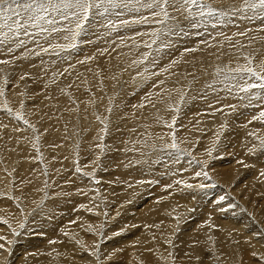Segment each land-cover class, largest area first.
Segmentation results:
<instances>
[{
    "label": "bare ground",
    "instance_id": "obj_1",
    "mask_svg": "<svg viewBox=\"0 0 264 264\" xmlns=\"http://www.w3.org/2000/svg\"><path fill=\"white\" fill-rule=\"evenodd\" d=\"M209 5L213 7L214 3ZM250 11L247 9L238 10L237 13L241 20L234 19V17L229 19L228 13L224 14L222 10L218 14V18L205 14L203 17L193 16L188 21L181 20V23L173 28V32L168 34L167 39L171 46L162 49L156 55L158 64L163 63L162 68L158 64L153 66L151 63L132 65V60L137 59L142 52L148 51L143 47V43L151 41L145 40L146 35L137 36L136 33H149L158 28V25L155 24H151V26L150 24H139L135 25L136 28L134 26V29L120 28L111 33V31L101 29L94 20L95 16H93L84 32L86 36L83 37L81 34L75 41V48L62 51L59 55L51 50L40 55H35V53L40 50L41 46L47 47L50 42L71 43V41L63 40L64 33L53 35L50 38L48 34L41 33L39 27L33 25L30 26H33L34 31H28L29 36L18 35V39L23 40L24 43L17 46V49L7 45L3 47L4 44L0 43V59L20 58L17 59L19 60L17 63L9 60V64L0 65V89L4 90L3 95H0V197H5V199L0 200V224H2L0 235L14 242L9 246L10 252L0 251V264H103V257H105L103 255L108 253L104 242H100L102 245L99 249V260L97 256L90 253L96 247L97 237L100 241L104 239V234L102 237L101 235L98 236V229L100 221L102 224L105 221V225L108 221L105 213L110 212L111 208L109 209L108 203L113 198L111 197L112 199L106 203L105 197L102 198L99 194V184L97 186L78 175L88 171L91 173L90 165H93L95 159L100 157L101 152L113 155L114 162L111 164H116V173L120 176V181L116 182V187L122 191L117 197L114 207H116V203H119L118 201L122 202V209L129 208L135 202H126L130 199V189L134 186L132 185L130 188L124 184V182L132 181L134 178L139 179L138 177H140L139 181H143L144 184V181L156 180V177L161 175L167 182L162 180L164 184L172 185L171 188L167 189L163 187L159 193L160 196L156 195L157 199H152L153 201L144 205L142 209L143 214L147 215L149 219L151 213L159 208L156 216L161 219L160 223L155 224L154 220L151 222L149 220L150 225L155 224L154 230L150 228L155 237L148 239L143 243V246H133L134 240L130 241V244L128 242L123 244L124 253H117L121 259L136 258L137 262L134 264H264V259H261L264 257V176L260 174L264 171V151L259 148L254 153L248 151L253 145H258L257 137L264 138V120L252 119L253 116H259L260 111L264 110V99H262L261 90L256 89L250 90L249 94H230L224 87L225 76L217 77L214 74L217 66H223V63H226V67L231 66L229 61L220 62L225 55L230 53V50H233L231 53L238 52L239 55L245 54L247 56L251 53L248 50L250 46H255L254 48L257 50H264V44L259 42V39L264 35V30L263 32L261 30H249L248 23V26L241 24L242 18L246 13L251 14ZM124 18H129L128 13L124 15ZM193 23L196 25L195 27L192 26ZM251 24L253 25V23ZM56 26L66 27L67 22L58 20ZM43 27H48V25L44 24ZM257 28L259 29V25ZM260 28L263 27L260 26ZM97 32L98 36L102 38L100 37L99 44L96 43V50L98 49L99 53L97 52L95 55L93 52H89V47L93 45L94 41L92 40L95 39ZM235 32L237 33L235 34ZM238 32L245 33L244 41L243 39H236ZM225 33L229 34L228 37L225 35L227 38H223ZM107 39L110 42L104 43ZM226 39H231V41L228 42ZM133 41L141 46L139 48L133 47ZM9 47L13 49L12 52L8 51ZM93 47L95 49V46ZM184 47L197 50L186 52L183 50ZM104 49L108 51L101 55L100 53ZM94 56H97L98 61L94 60ZM259 56L258 51H256L254 57H257V60L255 63L264 70V61H259L262 60V56ZM88 57L93 59H86ZM108 58L113 59L114 62L112 63ZM231 58L234 59V56ZM173 60L177 63L168 68V71H159V69L167 67ZM245 61L244 57H238L234 59V64L246 65L247 62L245 64ZM110 63L114 64L112 68ZM198 64L202 65L201 68L203 66L205 68L195 72L196 75L193 73V76L180 82V78L182 80L185 76V69ZM15 68L17 70L14 78L13 70ZM206 70H209L207 73L210 74L207 77L210 78L207 83L203 82L206 80L200 74L201 71L204 75L207 74L204 73ZM137 71L143 73V76L137 77V75L132 74L134 72L137 74ZM24 72L28 75L25 80L33 79L34 84L35 82L36 84L37 82L43 84L42 88L40 87V90H43L41 91L43 95L35 98L37 102L39 101L35 107L29 105L30 98L24 100V105L21 107L20 102L23 93L18 94V89L27 84L26 87L30 90L33 84L18 79L17 74L20 75ZM61 72L63 75H55L56 84H53L54 74ZM152 72L159 74L151 75ZM78 76H83L86 79L85 87L88 88L89 93L82 89V85L77 82ZM196 77L198 79H195L196 81H193L186 90L187 80ZM84 78L78 79L84 80ZM132 79H134L135 85L132 84ZM98 81L102 86L105 84L110 89L114 99L112 105V97L106 94L101 96L103 91L98 88ZM161 81L163 83H160ZM114 82L116 86H114ZM226 82H231L230 76ZM116 88H123L121 95L117 96L114 92ZM31 89L33 90V87ZM31 92H36V90ZM131 92H135L136 95L130 97L131 104L124 105L122 103L124 98L121 96ZM145 92L149 94H146L144 99L136 98ZM242 95H247L248 98L241 100L240 96ZM181 96L183 100L180 105ZM133 99L136 101L133 102ZM54 104L57 106L55 107ZM109 104L111 111L108 114L111 115L109 117L111 121L102 127L104 121L101 123V120L103 114L106 115ZM131 105L134 106L133 109L130 108ZM199 105L201 107L203 105L204 109L208 108L209 113L205 114L206 111H202L201 107L198 109L197 106ZM222 105H235V109L225 107L222 111H215L216 108L221 109ZM44 107H50L52 112L50 114L43 112ZM7 109H11V112ZM34 109L39 110L37 119L40 120L35 124V131L25 125L23 120L16 119V113L20 112L23 118L31 123L33 120L31 112ZM60 112L62 115L56 117L59 119V125H56L58 133H54L51 138L39 137L37 139L38 131L42 127L48 128L49 121ZM95 113H97L96 116ZM89 116L90 121L87 124L84 119ZM97 116L101 117V120H97ZM173 117L176 118L175 121H173ZM239 117L240 120H237ZM235 118L237 122L247 121V124L242 123L244 126L239 127L240 124L235 123ZM66 124H69L67 128H65ZM81 124L88 125L86 130L91 139L89 144L92 145L79 153L76 146L71 142L81 130L67 129L71 125L78 127L82 126ZM168 125L173 126L170 128ZM165 126L169 130H165ZM116 130H128L127 140L126 138L120 139L119 135L116 136L118 134ZM217 130L218 132L224 131V135L221 137L227 139L229 144L225 150L226 153H229L225 157L219 155L214 158V168L211 170L215 183L212 187L214 195L208 198L206 194H202L205 192L199 188L197 190L194 188L185 189L183 185L175 183L176 180H184L191 184L194 181L195 184L199 185L208 182V180L203 176L196 177L194 175L195 171H201V168L195 164L192 157V159L183 157L171 148L168 150L165 145L170 144L173 135H175L178 145L180 144L187 150L197 147L200 152L207 156V148L202 149L197 145H209V142L206 141L210 137L204 135V132L212 134ZM250 133H255V136L249 135ZM47 136L50 135L47 134ZM200 136L202 139L204 137L205 141H199ZM100 137H103L101 141H99ZM86 140L83 141L84 144H86ZM104 140L106 143L113 144L110 147H107V144L103 148ZM48 143H51V146L56 143L53 145L54 150L50 151L52 153L49 157L59 156L60 164L64 166L61 171L65 176L61 177L60 180L67 179L72 173L75 174L77 167L81 169V173L76 174V178L81 182V190L84 192L78 196L77 194H69L70 201L74 206L67 210L66 204L63 206L64 208L59 205L56 209L55 204H52L53 201L49 202L51 201L49 199L46 205H51L50 207H36L42 195V183L44 182L40 164L46 159H42V156L47 155ZM33 144L36 145L35 148ZM98 144L102 147L98 148ZM44 146H47V150H42ZM217 148L218 146L213 147L214 152ZM86 149H89V152ZM95 155L98 157L95 158ZM238 161H243V165H248L242 168ZM223 164H228L226 174L224 170L219 169V166ZM65 168L68 171H65ZM106 171L108 172L104 165L98 172L96 171V174H92L95 177H98L99 174L103 176L101 173ZM113 176L117 175L114 174ZM168 176H170V180ZM135 181L137 180L135 179ZM19 184L24 186L23 189L20 188L21 194L18 191ZM147 184L145 183L144 186L141 184L144 190ZM164 184L160 185L163 186ZM59 188L64 190L63 184L60 183ZM53 189L52 193L57 196L58 192L55 191L57 188L54 187ZM153 189L151 191L154 194L157 189ZM145 192L147 193V191ZM10 193L12 196L9 197ZM221 196H224L225 199L220 200ZM172 197L174 198L160 204L161 199ZM107 198L109 196H106ZM182 198L188 201H183ZM179 199L186 205L185 208L181 209L182 206L177 208ZM175 201L176 204H174ZM148 204L150 205L148 206ZM81 205L84 207H80ZM44 207H47L46 212H49L50 215H46L40 220L37 217L45 215L46 209ZM71 208L75 210L74 218L77 219L73 229L69 224L62 222V217L69 213ZM89 208L92 211H88ZM162 208L165 209L161 213ZM84 209L87 210L86 215L81 216ZM191 209L193 210L191 211ZM63 210H66L64 215L61 213ZM111 211L113 213L115 210L111 209ZM178 211L187 220H190V217L200 219V226H193L194 228L189 230L188 228L195 224H187V221L181 218L183 227L180 226L181 228L176 231L174 214ZM124 215L126 216L125 219L119 216L120 220H117L122 227L133 224L135 220L140 222L139 217L128 219L129 215L127 213ZM163 217L166 219L164 220ZM126 219L129 221L127 222ZM34 220L36 221L35 224L30 225V221ZM21 222L26 228L19 227ZM89 225L92 226L91 230H89ZM34 229L37 232L39 230L44 235L48 233L50 237L48 239L46 235L42 238L41 233L35 237L30 236L29 238L28 236L29 245L26 249L22 235L23 233H32ZM142 229L138 239L146 240V232L143 227ZM19 231L20 234L15 238L14 232ZM85 231L90 232L89 238H94L93 244L83 240L85 237H82V232ZM36 237L47 240V243L35 244ZM18 238L17 245L19 248H16L15 244ZM168 240L171 243H166ZM50 241L54 242L50 243ZM109 250L111 251V248ZM253 252H256L257 255L253 256ZM16 253L20 256L17 257Z\"/></svg>",
    "mask_w": 264,
    "mask_h": 264
},
{
    "label": "rangeland",
    "instance_id": "obj_2",
    "mask_svg": "<svg viewBox=\"0 0 264 264\" xmlns=\"http://www.w3.org/2000/svg\"><path fill=\"white\" fill-rule=\"evenodd\" d=\"M234 1V2H233ZM204 2H206L207 4H213L214 3V5H213V7L215 8V9H218V11H217V13L216 14H213V16L216 18H218L219 17V13H220V11L222 10V13H224V14H227L228 15V17H229V19H233V17H234V19H237V20H241L240 19V17H239V15H238V11H235V12H233L232 11V8L233 7H235L236 6V8L238 9L239 8V5L241 4V2H242V0H240V1H236V0H204ZM237 2V3H236ZM240 2V3H239ZM235 5V6H234ZM193 10H195V9H193ZM250 13L251 14H249V13H246L245 14V18L243 17L242 18V23L241 24H246L247 26H248V24H249V27H250V29L249 30H255V31H258V30H261L262 32H263V30H264V16H258L257 15V13H256V11L255 10H251L250 11ZM125 14H127L126 12L124 13V15ZM212 16V15H211ZM113 19H115V17H112ZM18 19H21V20H23V16L22 17H18ZM96 16H95V21H96ZM248 19V20H247ZM244 20H245V22H244ZM251 20V21H250ZM262 21V22H261ZM248 23V24H247ZM251 23H253V25L251 24ZM257 25H259V29L257 28ZM135 25H131V26H129V27H127L126 29H134V28H136V26L134 27ZM150 26H151V24H150ZM252 26V27H251ZM260 26L261 27H263V28H260ZM132 27V28H131ZM134 27V28H133ZM158 27H159V25H158ZM152 28H153V26H152ZM248 29V28H247ZM0 30H2L3 32H5V33H7V37L8 38H6V39H2V38H5V37H0V39H2V41H3V44H4V46L3 47H6L5 45H7V46H11L12 48H16L17 49V43H15V42H18V41H20V39H18V35H12L11 33H8V29L7 28H0ZM27 30L28 31H31V32H33L34 31V28H33V26H27ZM97 31V30H96ZM95 31V32H96ZM153 31V30H152ZM111 33H112V31H111ZM139 33H142V32H139ZM237 32H235V34H236ZM239 33V32H238ZM241 33V32H240ZM245 34V33H244ZM19 35H23L22 34V32H21V34H19ZM228 37V35L229 34H227V33H225L224 34V36H223V38L225 37V38H227L226 36ZM82 36L83 37H85L86 36V33H82ZM132 36V35H131ZM238 36H240V37H238ZM246 36V35H245ZM245 36L243 35V36H241V35H238L237 34V38L236 39H243V41H244V39H245ZM256 36H258V35H256ZM83 37H81V38H83ZM100 37L101 36H98V32H97V34H96V36H95V39L94 40H92V41H94V43H93V45L92 46H90L89 47V52H93L95 55H96V53L98 52L99 53V50L97 49L96 50V46H97V44H99V39H100ZM146 38H145V40H147V39H149V40H151L152 38L151 37H149L148 35H146L145 36ZM102 38V37H101ZM262 39V40H261ZM261 39H259L258 41L259 42H262V43H260V44H264V35H263V37L261 38ZM84 40V39H83ZM226 40H228V42L229 41H231V39H226ZM234 41H237V40H234ZM98 42V43H97ZM103 42V41H102ZM110 41L107 39V40H105V42L104 43H109ZM227 42V43H228ZM97 43V44H96ZM142 44V43H141ZM93 46H95V49H94V47ZM255 47V46H254ZM253 46H250L249 47V49L248 50H250V54H248V56L247 55H245V54H243V55H239V53L238 52H232L231 53V51H233V50H230V53H228L227 55H225L224 56V58H222L223 60L222 61H220V62H225V61H229V64L231 63V66H229V67H226L225 65H226V63H223L224 65L223 66H217V67H220V68H235L237 65L236 64H234V59L235 58H238V57H245V56H247V57H249L250 58V60H251V64L249 65L248 63L246 64V62L247 61H245V64L247 65V66H251L255 71H257V72H260V71H262L263 69L262 68H259L260 66L259 65H257L255 62H256V60H257V57H254V56H256V51H258V56L259 55H261V56H259V57H261L262 58V60H259V61H264V50H257L256 48H254ZM185 48L186 47H184L183 48V50H185ZM91 49V50H90ZM93 49V50H92ZM255 51V52H254ZM255 53V54H254ZM260 53V54H259ZM92 54V53H91ZM228 56V57H227ZM234 56V59H232L231 57H233ZM80 57H81V55H80ZM138 58H140V56H138L137 57V59ZM227 58V59H226ZM254 58V59H253ZM17 59H20V58H9V60H11V61H13V62H15V63H17L19 60H17ZM109 60H111L112 61V63L114 62V60L113 59H111V58H108ZM107 59V60H108ZM94 60H96V61H98L97 60V56H94ZM108 60V61H109ZM225 60V61H224ZM112 63H110L109 65H110V67L112 68L113 67V65L114 64H112ZM216 64V63H215ZM14 65V64H13ZM159 66H160V68H162V66H163V63H159L158 64ZM11 66V65H10ZM201 64H198V65H195V66H193L192 68H186L185 70H186V73H185V76H183L184 78L181 80V78H180V82H183L184 80H186L187 78H189L190 76H193V73H194V75H196L197 73H195V72H198L199 70H203L205 67L203 66L202 68H201ZM225 66V67H224ZM234 66V67H233ZM255 66V67H254ZM259 66V67H258ZM166 67V66H165ZM164 67V68H165ZM259 68V69H258ZM157 69H159V68H157ZM17 70V68H15L14 70H13V72H14V74H13V76H14V78H15V75H16V71ZM161 69H159V71H160ZM184 70V71H185ZM158 71V70H157ZM209 70H206L204 73H207ZM192 72V73H191ZM203 71H201L200 72V74L202 75L201 77H203L206 81H204L203 80V82H205V83H207L208 81H209V79L210 78H207L210 74H203L202 73ZM62 73V72H61ZM133 75L135 74V76L137 75L136 74V72H134V73H132ZM214 74L217 76V77H222V76H225V75H227V74H223V75H217L215 72H214ZM22 75H26L27 77H28V75L24 72V73H22V74H17V77H19L18 79H20V77L22 76ZM128 75H129V73H128ZM207 75V76H206ZM137 77H139V76H137ZM199 77V76H198ZM198 77H196V78H190V79H188L187 80V84H185V85H187V88H186V90H188V88H189V86L191 85V83L194 81H196L197 79H198ZM206 77V78H205ZM31 78V77H30ZM78 78H84L83 76H78L77 77V82L80 84V85H82V89H85L86 91H87V93H89L90 91H88L87 89V87H85V85H86V79L84 78V80H81V79H78ZM186 78V79H185ZM254 79L253 77H248L247 76V79ZM196 79V80H195ZM25 83H28V84H32L33 83V79L32 80H23ZM17 83V82H16ZM148 83H149V81H148ZM34 84V83H33ZM31 85V87H30V90L26 87L27 86V84L26 85H24V86H21V89H18V94H22L21 96H23V97H21V100L23 99V101L25 100H29V98H30V102H29V105H31V106H33V107H35L36 105H38L39 104V101L37 102V100L35 99L37 96H41V95H43V92H41V91H43V90H40L41 88H42V86H43V84L42 83H40V84H38V82H37V84H36V82H35V84L34 85ZM42 84V85H41ZM53 84H56V81L55 82H53ZM132 84H134L135 85V82H134V79H132ZM66 85V84H65ZM184 85V84H183ZM37 86V88H39V89H37V88H35ZM97 86H98V88L99 89H102V91H103V94H101V96H104V94H106V95H108V96H110V97H112V102H111V105H112V103L114 102V99H113V96H112V93H111V91H110V89H108L107 88V86L105 85V84H103V86H102V84H100V81H98L97 82ZM114 86H116V83L114 82ZM23 87V88H22ZM33 87V90L35 91L36 90V92H31V91H33L31 88ZM41 87V88H40ZM20 88V87H19ZM23 89V90H22ZM24 89H25V91H27V92H25L24 91ZM185 89V88H184ZM22 92H21V91ZM138 91V90H137ZM21 92V93H20ZM31 92V93H30ZM114 92H116V94H117V96H119V95H121L122 94V92H123V88H116V91L114 90ZM139 92V91H138ZM138 92H136V93H138ZM141 92V91H140ZM30 93V94H29ZM26 94H28V95H26ZM143 94V95H142ZM142 94H140V95H138L136 98H141V99H144L145 97V95L146 94H149L148 92H145V93H142ZM35 95V96H34ZM134 95H136L135 94V92H131L130 94H125V95H122L121 97L122 98H124V101H122V103L124 104V105H128V104H131V102H132V100H130V97L132 98ZM31 96V97H30ZM116 96V97H117ZM28 97V99H26ZM134 97V99H136ZM182 97V96H181ZM181 97H180V105L182 104L181 102H182V100L183 99H181ZM147 98H149V96H147ZM33 99V100H32ZM133 99V102H135L136 100H134ZM36 100V101H35ZM178 103V104H179ZM55 105V107L57 106V104H54ZM110 104H109V109H110V106H111ZM133 105H131L130 106V108H132L133 109ZM199 107H201V105H199V106H197V108L199 109ZM45 109H43V112H46V113H49L50 114V112H52V110H50V107H44ZM225 107H224V105H222V107H221V109L223 110ZM39 109V108H38ZM36 110V109H34L32 112H31V114L33 115V120H32V122L30 123L31 125H34L35 126V124L37 123V122H39L40 120H38L37 119V112H39V110ZM109 109L107 110L106 109V115L105 114H103V121H104V123H103V126L102 127H104L105 125H106V123L107 122H109V121H111L110 119H109V117L111 116L110 114H108V112H109ZM197 109V110H198ZM200 109H202V111H206L205 112V114H208L209 113V109L207 108V109H204L203 108V105H202V107L200 108ZM217 109V108H216ZM201 111V110H200ZM199 111V112H200ZM125 113H127V112H125ZM96 114L97 113H95V116H96ZM243 114H245V113H243ZM60 115H62L61 114V112L59 113V114H55V117L53 118V119H51V121H49V123H48V128H44V127H42V129L41 130H39L38 131V133H37V135H36V137H49V138H51V136L54 134V133H58V129L56 128V125L58 126L59 124H58V121H59V119H57L56 117L57 116H60ZM216 115V114H215ZM211 116H213V115H211ZM237 118V117H236ZM236 118H235V120H236ZM237 120H240V117L237 119ZM237 120H236V122L235 123H237L238 125L240 124V126L239 127H243L244 125H242V123L243 124H247V121L246 122H237ZM89 121H90V116L89 117H87V118H85L84 119V122H86L87 124H89ZM162 122V121H161ZM163 123V122H162ZM68 125L69 124H66L65 125V128H67L68 127ZM82 125V124H81ZM242 125V126H241ZM88 125H82V126H78V127H76L75 125H71V127L70 128H68L67 130H81L79 133H78V136L74 139V140H72V144H74L75 146H76V148H77V152H81V151H83L86 147H90L92 144H89V142L91 141V139L88 137V131L86 130V127H87ZM166 127V126H165ZM240 130H241V128H239ZM165 130H169L167 127L165 128ZM43 132V134H42V132ZM116 132H118V134L116 135V136H118L119 135V138L120 139H124V138H126V140H127V133H128V130H116ZM224 131H220V132H218V130L216 131V132H214V133H212V134H209L208 132H204V135H207V136H209L210 137V139L208 140V141H206V142H209V145H206V146H204V145H197V146H200L202 149H206L207 148V153H208V149L210 148V149H212V155L211 156H209L208 154H207V156L206 155H204L202 152H200V150H199V148H197V147H195V148H192L191 150H187L186 148H183L180 144L178 145L179 146V149L180 150H182V151H177V150H175V149H173V150H175V152H177V154H179V155H181V156H183V157H187V158H189V159H192L193 161H199L200 163H196L195 162V164L196 165H198V167L199 168H201V170H204V171H207L208 172V182H204V183H200V184H205V185H208L207 187H205V188H203V189H200L199 188V190H203V192H205V193H202V194H206V197H208V198H211L213 195H214V193H213V186H214V179H213V177H212V173H211V170L214 168V158L215 157H217V156H219V155H221V156H226V154H228V153H226V150H225V148H226V146H228V141H227V139H223L221 136L222 135H224V133H223ZM34 134V133H33ZM47 134L48 135H50V136H47ZM40 135V136H39ZM217 136L219 137L218 139H217ZM85 139H87L86 141V144H84L83 143V141H85ZM102 139H100L99 141H101ZM199 141H205L204 140V137H203V139L201 138V136H200V140ZM171 142H172V140H171ZM170 142V143H171ZM100 143V142H99ZM49 144V145H48ZM47 144V146H48V152H47V155L46 156H42V159H44V158H46L45 159V161L43 162H41V164H40V169H41V171H42V173H43V177H44V182L42 183V188H43V191H42V195H41V198H40V200L39 201H41L42 199H43V201H44V203H43V205L42 206H48V207H50L51 205H46L47 203V200L49 199V200H51V201H49V202H52V204L56 207V209H58V207H59V205L61 206V207H63L65 204H66V210L67 209H69V207H73L74 205H73V203H71V201H70V197H69V194H71V195H74V194H77V196H78V194H80V193H83L84 192V190L82 191L81 189V182L80 181H78V179L76 178V174H78V173H75V174H73L72 172H70V173H72L67 179H65L64 180V178H63V180H60L61 179V177H64L65 175H63L64 173L61 171V169H63L64 168V166L62 165V164H60V162H61V159H59V156H55L54 158H50L49 156H50V154L52 153V152H50V151H52V150H54V148H53V145L55 144L56 145V143H54V144H52V146H51V143H48ZM107 144H108V146H107ZM113 143H106V141L104 140L103 141V143H102V146H103V148H104V146H107V147H110L111 145H112ZM47 146H44L43 148H42V150L43 149H46V147ZM214 146H218V148H217V150L214 152V149H213V147ZM60 147V146H59ZM113 147H115V146H113ZM230 147H232L231 145H230ZM53 148V149H52ZM117 149V148H116ZM47 150V149H46ZM46 150H44V151H46ZM163 150V149H162ZM168 150H170V147H168ZM86 151L87 152H89V149H86ZM96 151H99V150H96ZM174 152V153H175ZM53 153H57V152H53ZM114 153H116V152H114ZM112 155V154H111ZM111 155H107V153H102L101 152V155H100V157L98 158V159H95L96 161H95V163L93 164V165H90V168H89V170L91 171V173H97L98 172V170L100 169V168H102L104 165L106 166V169L108 170V172L106 171V172H103V173H101V175H103V176H100V174H99V176L98 177H95L93 174H92V176H84L83 175V173H81V174H78L79 176H81L82 178H84V179H87V180H89L91 183H93V184H95V185H97L98 186V184H99V188H98V190H99V194H100V196L103 198V197H105V201H106V203H108L107 201L109 200H111L112 198H113V200H111L110 201V203H108V206H109V209L111 208V209H114L115 211L112 213V211H111V209H110V212L109 213H106L107 215H105V217H108V221H106V225H105V221H104V223L102 224L101 223V221H100V225H99V229H98V236L99 235H101V237H102V235L104 234V239H102L101 241L98 239V237H97V240H96V247H99V249H100V246L102 245V244H100V242H104L103 244H104V246H106L107 247V250H108V253L109 252H112L114 249H116V248H124V247H122V245L123 244H125V243H127L128 242V244H130L129 242L130 241H132V240H134L133 241V245H135V246H137V245H141V246H143V243L144 242H146L148 239H153L155 236H154V234L151 232V230H150V228L152 229V230H154L153 229V227H154V225L155 224H157V223H160V221H161V219L159 218V217H157L156 216V214L158 213V211H159V208H156V210L153 212V213H151L152 215H151V217L148 219L147 218V215H144L143 214V212H142V209H143V206L144 205H146L147 203H150V202H152L153 200H155V198L157 199V197H155L156 195H159L160 196V191L162 190V188L163 187H165V185L166 184H164V182H166V181H164V176H162L161 177V175H159L158 177H156L155 179L156 180H149V181H144V184L146 183H149V184H147L146 185V188H145V190H144V184L143 183H138L137 181H139L140 180V177H138L139 179H137V178H134V179H132V181H129V182H124V184L126 185V186H128L129 187V185H133L134 187H130L131 189H130V201L129 200H126V202H130V203H132V202H134L133 204H131L130 206H129V208H123L122 209V202L121 201H118L119 203L117 204L116 203V207H114V205H115V202H117L116 201V199H117V197L120 195V192L122 191V190H120L118 187H116V182H118V181H120V176H119V174L118 173H116V164H111L112 162H114V159L112 158L113 157V155L111 156ZM98 157V155H95V158H97ZM192 157V158H191ZM38 158L40 159V156L38 155ZM22 159V158H21ZM110 160H112V161H110ZM18 161V160H17ZM40 161V160H39ZM204 161H208V163L207 164H204L203 162ZM110 163V165H108ZM55 165V166H54ZM228 164H223V165H220L219 167V169H221V170H224V172H225V174L227 173V170H228V166H227ZM240 165H241V167L242 168H245V166L246 165H248V164H246V165H243L242 163H240ZM56 168V169H55ZM114 169V170H113ZM65 171H68V169H66L65 168ZM97 171V172H96ZM89 172V171H88ZM45 173H47V174H45ZM111 173V174H110ZM115 174V175H117V176H113V175ZM159 177H161V178H159ZM169 177V180H170V176H168ZM102 178V179H101ZM105 178V179H104ZM108 178V179H107ZM118 178H119V180H118ZM107 179V180H106ZM135 179L137 180V181H135ZM158 179H160V180H158ZM101 180H103V181H101ZM164 182H163V181ZM169 180H168V182H169ZM95 181H99L98 183H96ZM105 181V182H104ZM162 181V182H161ZM47 182V184L50 186V187H48L47 189H45L44 188V185H45V183ZM104 182V183H103ZM63 184V187H64V190L63 189H61V188H59V184ZM167 183V182H166ZM143 186H142V185ZM162 184H164L163 186H161ZM192 184L193 185H197V183L195 184L194 183V181L192 182ZM103 185V186H102ZM140 185V186H139ZM150 185V186H149ZM106 186V187H105ZM107 186H108V188H107ZM148 186V187H147ZM18 187H19V189H18V191L20 192V194H21V191H20V188L21 189H23L24 188V186H23V184H19L18 185ZM57 188L55 191L56 192H58V194H57V196H54V193H52V191L54 190L53 188ZM101 187H104L103 189L101 188ZM151 187V188H150ZM160 187V188H159ZM142 188H143V190H142ZM154 188V189H153ZM206 188H211V189H206ZM112 191H111V190ZM155 190V189H157V191H156V193H154L153 194V192L151 191V190ZM198 189V187H194V190H197ZM105 191V192H104ZM108 191H110V192H108ZM115 191V192H114ZM142 191H144V192H142ZM145 191H147V193L145 192ZM151 191V192H150ZM208 191V192H207ZM109 193H111V194H109ZM158 193V194H157ZM142 194V195H141ZM48 195H50V196H48ZM10 196H12V193H10V195H9V197ZM106 196H109V198H107L106 199ZM55 197H57L56 199H55ZM112 197V198H111ZM1 199L0 200H3V199H5V197L3 196V197H0ZM51 198V199H50ZM132 198V199H131ZM159 198V197H158ZM174 197H172V198H164V199H161V201H160V204L161 203H163L164 201H167V200H171V199H173ZM134 199V200H133ZM153 199V200H152ZM180 199H181V197H180ZM178 200V202H177V208L179 209L181 206V209L182 208H185V204L183 203V201L184 200H187V199H183L182 198V200ZM82 200V199H81ZM55 201H57V202H55ZM59 201V202H58ZM132 201V202H131ZM188 201V200H187ZM19 203V202H18ZM83 204H85V203H83ZM174 204H176V201L174 202ZM183 204V205H182ZM150 204H148V206H149ZM42 206H40L39 208H41ZM111 206V207H110ZM147 206V207H148ZM36 207H38L37 205H36ZM77 207H78V204H77ZM114 207V208H113ZM35 208V207H34ZM33 208V209H34ZM45 208V207H44ZM47 208V207H46ZM45 208V209H46ZM64 208V207H63ZM165 208H167V207H165ZM165 208H162L161 210H160V212L162 213L163 212V210L165 209ZM32 209V210H33ZM180 209V210H181ZM66 210H63L61 213L64 215L66 212ZM148 210V209H147ZM184 210V209H183ZM193 209H191V211H192ZM47 211V209L44 211V214L45 215H42V217H37V218H39L40 220H42L43 218H44V216H46V215H50L49 214V212H46ZM33 213L35 212V210L34 211H32ZM32 212H31V215H32ZM86 212H87V210H85L84 209V212L82 213V215L81 216H84V215H86ZM112 213V214H111ZM128 214L129 216L127 217L128 219H133V217H139L140 218V222L139 221H137V220H135L134 222H133V224H127L125 227H122L121 226V224L117 221L119 218V216L122 218V219H125L126 218V216L124 215V214ZM30 215V216H31ZM79 216H80V214H78ZM117 215V216H116ZM175 215V230L176 231H178V229L179 228H181V227H183L182 226V224H181V218H183L184 220H186L187 221V224L188 223H193V224H195V225H192V226H190L188 229L190 230L191 228L193 229L194 227H197V226H200V223L201 222H199L200 221V219H193V218H191L190 217V220H187V219H185L180 213H179V211L178 212H176V214H174ZM75 217V210L73 209L72 210V208H71V210H69V213H66L63 217H62V222H65V223H67V224H69V226H71L72 227V229L74 228V226H75V221L77 220V219H75L74 218ZM130 217V218H129ZM36 219V218H35ZM106 219V218H105ZM112 219V221H109V220H111ZM128 219H126L127 220V222L129 221ZM163 219L165 220L166 218L165 217H163ZM27 220V219H26ZM120 220V219H119ZM149 220H150V222L152 221V220H154V222H155V224L153 225H150L149 224ZM163 220V221H164ZM70 221H74V223H70ZM35 220L34 221H30V225H32V224H35ZM196 222H199L198 224L196 223ZM22 223V222H21ZM2 224H0V226H1ZM125 225V224H124ZM197 225V226H196ZM151 226V227H150ZM159 226H161L160 224H159ZM181 226V227H180ZM194 226V227H193ZM142 227L144 228V231L146 232V236H147V239L146 240H143V239H138L139 238V236H140V234H141V232L143 231V229H142ZM24 228H26V226L24 225ZM33 228H35V226H33ZM22 230V229H21ZM20 230V231H21ZM20 231L19 232H16L17 234H15V238L16 237H18V234H20ZM117 232H120L121 234L120 235H115V233H117ZM33 233V234H32ZM32 233H30V234H26V233H23V235H22V240L25 242V247H26V249H27V245H29L28 244V236H29V238H30V236H32V237H35V235H39L41 232L38 230V232H37V230L36 229H34V232H32ZM82 234H83V236L82 237H85L83 240L85 241V242H89V243H91V244H93V241H94V238H89L88 236H89V234H90V232H88V231H85L84 233L82 232ZM81 234V235H82ZM34 235V236H33ZM41 235V237L43 236V237H45L46 235H47V238L49 239V237H50V235L48 234V233H46L45 235L43 234V233H41L40 234ZM41 237H36V242H35V244H42V243H44V244H46L47 243V240H44V239H42ZM109 241V242H108ZM18 242H19V238H18V240L16 241V244H15V246H16V248H19V246L17 245L18 244ZM108 245V246H107ZM111 245V246H110ZM40 247V246H39ZM108 247H109V249L111 248V251L108 249ZM129 247V246H128ZM58 248H60V247H58ZM124 251H125V248L123 249V251H122V253H124ZM142 255H144L143 253H142ZM16 256L18 257V256H20L18 253H16ZM103 256H105L106 257V255L104 254ZM105 257H103L104 258V262H103V264H134V263H136L137 262V260H136V258H130V259H121V257H119V256H117V255H115L114 257H112V260H111V262L107 259V258H105ZM122 258H123V256H122Z\"/></svg>",
    "mask_w": 264,
    "mask_h": 264
},
{
    "label": "snow or ice",
    "instance_id": "obj_3",
    "mask_svg": "<svg viewBox=\"0 0 264 264\" xmlns=\"http://www.w3.org/2000/svg\"><path fill=\"white\" fill-rule=\"evenodd\" d=\"M195 9V11H193ZM255 10L258 16H264V0H242L239 8H232V11H243V10ZM218 9L213 8L211 5L204 2V0H0V28H7L8 33L12 35L22 34L24 36H29L30 33L27 30V26L33 25L37 26L40 29L41 33H46L51 38L53 35H59L64 33L63 40L71 41V43H61L54 42L48 43L47 47H40V50L35 53V55H40L41 53H47L50 50L53 51L56 55H59L60 52L67 49L75 48V41L82 33L85 32L89 23L92 21V17L96 16V23L101 29H106L108 31H116L120 28H127L131 25L139 24H155L159 25L158 28L154 29L149 33H136L137 36L149 35L152 39L150 42H144L143 47L148 49L140 54L139 59L132 60V65H144L145 63H151L153 66L158 64L156 55L162 50L171 46V43L168 41V34L173 32V28L181 23V20L188 21L189 18L199 15L203 17L205 14L211 16L216 14ZM128 13L129 18H124V13ZM23 16L24 19H18V17ZM112 17H115L113 19ZM67 22V26L57 27V21ZM46 24L48 27H43ZM192 26H196L194 23ZM238 35L243 36L244 33H238ZM0 37L7 38V33L0 30ZM131 39V38H129ZM0 43H3L0 40ZM17 43V46L23 44L24 41L20 40ZM141 45L133 41V47L139 48ZM155 46V48H154ZM197 49L186 48V52L196 51ZM9 52H12L13 49L9 47ZM107 49H104L100 54L103 55L104 52H107ZM247 63L250 65L251 60L249 57H244ZM86 59H93L88 57ZM10 61L7 59H0V65H7ZM83 63V61H81ZM177 61L173 60L171 63L164 69H161V72L168 71V68L176 64ZM67 71V69H65ZM147 71V69H145ZM217 75H225V89L230 93L236 94H249L250 90L256 89L261 90L262 99H264V70L257 72L251 66L247 65H237L235 68H220L215 69ZM157 72H152L151 75H158ZM55 75H63V73L54 74L53 82H55ZM137 76H143V73L137 71ZM229 76L231 82L228 83ZM246 76L253 77L254 79H246ZM26 75L20 77L21 80H24ZM7 83V81H5ZM160 83H163L162 81ZM4 90L0 89V95H3ZM247 95L240 96V99H247ZM183 99V97H181ZM21 107L24 105V101L21 100ZM143 106V105H141ZM224 107L235 109V105H225ZM11 112V109H7ZM111 111V109H109ZM215 111H222V109H216ZM16 119L23 120L25 125H28L29 128H32L35 131V126L31 125L27 119L23 118L22 113H16ZM97 120H101V117L97 116ZM173 117V121H175ZM253 120L261 119L264 120V110H261L259 116H253ZM103 123V120H101ZM173 125H168L172 127ZM103 131V129H102ZM249 135L255 136V133H250ZM219 137L217 136V139ZM38 139V137H37ZM103 139V137H100ZM259 143L258 145H253L248 149L250 153H254L257 148L261 151H264V138L257 137ZM166 147L175 149L177 151H182L179 149L178 143L176 142L175 135L172 137V142ZM35 148L36 145L33 144ZM97 147H102L97 145ZM208 155H212V149L208 150ZM200 163L199 161H194ZM95 163V162H94ZM204 164H207L208 161H204ZM238 163H243V161H238ZM126 167L128 165H125ZM76 173H81V169L77 167L75 169ZM47 174V173H45ZM264 176V171L260 173ZM84 176H92V173L84 172ZM194 175L196 177L203 176L205 179H208V172L201 170L195 171ZM98 183L99 181H95ZM31 183V181H28ZM138 183H143V181H138ZM176 184L183 185L185 189H192L198 187L203 189L208 185L199 184L193 185L184 180H176ZM49 185L45 183L44 188L47 189ZM131 187V185H129ZM172 185H166L165 188H171ZM220 200H224L225 197L221 196ZM44 203L43 199L37 202V206H42ZM80 207H84L81 205ZM231 207V205H230ZM88 211H92L91 208ZM224 211V209H221ZM105 215H107L105 213ZM74 223V221H70ZM20 228H24V224L19 225ZM92 226L89 225V230ZM16 233L14 232V235ZM67 234V233H65ZM120 232L115 233V235H120ZM54 241H50L53 243ZM14 242L8 240L5 236L0 235V251L10 252L11 246ZM79 243V241H77ZM166 243H171L170 240ZM135 246V245H133ZM123 249L116 248L112 252L105 254L107 259L111 262L112 257L117 255V253L122 252ZM97 256V259L100 258L99 247L92 249L90 253ZM171 256V253H169ZM253 256H256L257 253L253 252ZM264 259V257H261Z\"/></svg>",
    "mask_w": 264,
    "mask_h": 264
}]
</instances>
